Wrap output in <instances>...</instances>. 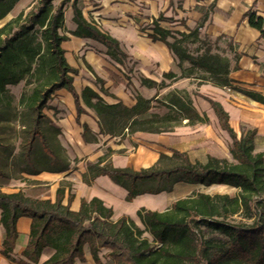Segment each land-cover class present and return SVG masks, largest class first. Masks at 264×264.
<instances>
[{
    "label": "trees",
    "instance_id": "1",
    "mask_svg": "<svg viewBox=\"0 0 264 264\" xmlns=\"http://www.w3.org/2000/svg\"><path fill=\"white\" fill-rule=\"evenodd\" d=\"M19 0H0V19L5 17ZM69 0H38L29 10H22L0 26V107L11 106L9 85L24 80L30 82L34 77L37 84L29 94H21L19 103L30 112L29 139L26 156L35 136L40 139L47 156L46 162L58 164L56 168L34 169L31 174L43 170L58 173L68 170L67 156L62 160L50 149L45 132L40 126L42 118L50 120L42 110L52 94L59 88H66L74 97L79 115L85 113V107L92 109L100 123V132L114 137L133 132H169L183 122L196 124L204 120L192 103V93L185 89L173 88L163 98L136 96L129 106L122 100L107 103L100 93L91 87L78 93L73 85V74L77 70L67 63L65 51L61 47L67 36L60 33L64 24L63 9ZM73 0V20L77 29L71 33L80 37H90L102 42L107 54L117 61L127 58L119 47L116 38L101 31L82 15L81 8ZM159 15L150 25L141 29L153 40L163 41L173 52L180 74L174 71L163 73L159 82L143 78L142 84L158 90L166 88L172 81L191 78L199 84L203 80L214 85L228 87L229 73L237 67V54L232 40L224 35L212 38L200 31L199 27L188 30H169L160 25L166 20ZM249 23L264 33V19L250 15ZM224 41L232 58L222 54L218 46ZM195 44L194 49L190 45ZM213 49L215 51H213ZM99 90L116 98L103 86ZM29 80V81H28ZM257 101L264 103V96L247 91ZM204 98L213 108L221 128L230 135V154L232 160L209 156L204 162L191 161L186 152L172 150V155L161 154L154 166L136 171L130 168L113 167L101 162L110 154V149L98 161H87L88 173L85 181L106 174L111 181L127 190L128 199L146 192L159 193L171 191L178 182L201 185L227 184L238 188V193L210 194L193 192L190 196L175 200L164 211L140 208L138 216L144 228L139 227L126 216L113 221V210L98 197L82 199L77 210L70 209L73 194L68 192V201L64 200V184L55 191V199L28 195L23 190L5 193L0 190L1 223L5 227L2 253L18 264H74L76 259L84 260V245L90 246L95 264H102L99 256L101 248H109L112 264H264V152L255 153L254 129L237 136L229 124L228 113L219 101L209 96ZM166 107L163 113H152V101ZM26 129V125L22 124ZM58 127L52 126L51 133L56 141ZM90 128L83 125L82 138L89 137ZM179 159L181 163L163 166L165 161ZM241 215L252 218L249 223L229 221L230 217ZM31 218V232L23 251L25 259L15 260L9 252L15 245L17 236L16 221L19 217ZM202 228L209 229V236L203 235ZM148 231L154 238L150 242L142 237ZM45 248L53 249L50 257L41 262Z\"/></svg>",
    "mask_w": 264,
    "mask_h": 264
},
{
    "label": "crops",
    "instance_id": "2",
    "mask_svg": "<svg viewBox=\"0 0 264 264\" xmlns=\"http://www.w3.org/2000/svg\"><path fill=\"white\" fill-rule=\"evenodd\" d=\"M31 1H17L10 12L0 19V26L16 16ZM59 1L54 0V3L58 4ZM72 1L69 0L64 5V24L60 33L67 36L61 43L67 63L77 70L73 74V85L78 93L85 86L91 87L107 103L120 99L129 106L138 95L155 97L161 93V89L157 92L156 88L142 84L143 78L159 82L165 72L180 74L173 52L167 45L161 40L153 41L146 30L141 29L144 25H150L159 15L167 18L160 21L165 29L188 31L199 27L202 33L212 38L220 35L230 37L238 56L237 67L229 73L230 85L223 87L203 80L199 84L200 94L223 105L228 113L229 124L238 137L242 135L241 131L246 134L247 129H254V152H264V103L244 93L247 90L264 96V33L249 23L251 14L264 19V0H78L77 4L86 20L118 40L120 49L127 55L122 61L112 59L102 42L71 33L77 29V23L73 20ZM96 78L103 79L104 88L115 94L116 98L102 93L99 90L101 83ZM190 79L187 77L166 81L169 84L167 87ZM50 100L49 104L59 109L55 115L56 120L54 119V124L58 127L55 138L65 148L70 168L58 173L43 170L36 175H26L30 177L28 183L29 179L22 180L12 174L15 150H7L5 154L9 166L3 170L4 179H0L1 191H25L34 185L32 181L36 179L50 185V194L44 197L54 200L56 189L64 184L63 203L68 201L69 190L74 196L70 203L71 210H77L82 199L98 197L112 208L113 221L126 216L143 229L138 216L140 208L161 212L169 209L175 200L188 197L193 192H203L201 188L204 186L210 188L220 183L203 186L178 182L171 191L146 192L128 199L127 190L111 181L106 174L85 181L83 175L88 173L87 161H98L108 152L107 149L111 152L101 162L102 165L132 168L136 171L154 166L162 153L171 156L174 149L186 152L193 162L204 163L209 156L232 160L229 148L231 137L221 128L213 108L203 97H192V103L204 120L188 124V129L174 128L173 131L159 133L133 132L114 137L100 132L98 118L88 107H85V113L79 115V123L76 121L74 97L66 88L56 89ZM60 105L67 111H62ZM48 116L52 118L50 114ZM84 124L90 128L88 136L97 138L95 141H85L82 138ZM205 192L217 194L209 190ZM30 226L31 218L26 216H21L16 221L15 245L9 252L15 260L25 259L23 251L29 242ZM4 237L5 227L0 221V264H18L2 253ZM83 249L84 260L76 259L74 264H95L90 246L85 244ZM52 252L53 249L45 248L41 254V262L50 257ZM108 253L109 248L100 249L98 254L102 264H105L102 260L104 254L108 264H112Z\"/></svg>",
    "mask_w": 264,
    "mask_h": 264
},
{
    "label": "rangeland",
    "instance_id": "3",
    "mask_svg": "<svg viewBox=\"0 0 264 264\" xmlns=\"http://www.w3.org/2000/svg\"><path fill=\"white\" fill-rule=\"evenodd\" d=\"M38 0H32L29 2V4L25 5L22 10H29L31 6L35 5ZM21 10V11H22ZM225 42L219 41L218 46H220L219 51L228 56L229 58H232L233 53L229 52L225 46ZM195 44H191V49H194ZM213 51H215L213 49ZM30 82L27 81H20L17 84L9 85V96H11V106L10 107H0V179H4L5 173L3 170H5L6 167L9 165L8 163V157L5 154V151L15 150V156L12 161V167H13V175H16L19 179L25 180L29 179L26 175L31 174L30 172L34 169H43V168H56L58 164H51L46 162L45 156H47V153L45 149L42 147V144L40 142V139H38L37 136H35L32 140L31 147L28 150L29 156L27 157L25 152L28 145L29 134L27 131V128L29 127V116L30 112L25 108L23 104H20V98L21 94L25 93L26 95L29 94L32 90V88L37 84V81L34 77L29 78ZM28 80V81H29ZM173 88L177 89H185L186 91H190L192 93V97L195 98H204V95L200 94L199 90V82L197 80H187L181 83L173 84L172 87H166L161 89V93L158 94L159 98H163L167 93H169ZM52 99V96L51 98ZM47 101L46 106L42 109L47 115L50 114L52 118L49 116L50 120H46L42 118L40 120V126L43 128V131L45 132V138L49 143V147L51 151L56 155L59 156L62 160L66 159V153L65 148L60 145L58 142L56 144V141L53 138V133H51L52 126H54V119L56 113L59 112V109L57 107L52 106L50 101ZM153 108L150 110L152 113H163L166 111V107L162 106L159 102L152 101ZM61 106V105H60ZM60 109L62 111H67L65 107L61 106ZM22 124L26 125V129L23 127ZM187 129L189 126L185 124V122L182 123V125L176 126L175 128H184ZM224 158V157H223ZM174 163H181L179 159H174L173 161H165L162 163L163 166H173ZM36 175V174H35ZM30 182V179L28 180V183ZM34 183L33 186H29L26 188L25 193L30 194L33 196L38 197H44L48 196L50 194V185L45 184V181H40L34 179L32 181ZM203 192L206 190H209V192L212 193H227L231 196H234L238 193L237 189L235 187H231L224 184L214 185L213 187L206 188L204 186L201 188ZM229 221H241L245 223L252 222L253 219H245L241 215H234L233 217L229 218ZM144 228V225L142 226ZM202 231L204 232L203 235L206 237L209 236V229L202 228ZM142 237L148 238L150 242L154 241L153 236L150 232L144 231L142 234ZM102 260L105 264H108V259L106 255H102Z\"/></svg>",
    "mask_w": 264,
    "mask_h": 264
},
{
    "label": "built area",
    "instance_id": "4",
    "mask_svg": "<svg viewBox=\"0 0 264 264\" xmlns=\"http://www.w3.org/2000/svg\"><path fill=\"white\" fill-rule=\"evenodd\" d=\"M152 21H153V20H152ZM152 21H151V23H152ZM151 23H150V24H151Z\"/></svg>",
    "mask_w": 264,
    "mask_h": 264
}]
</instances>
